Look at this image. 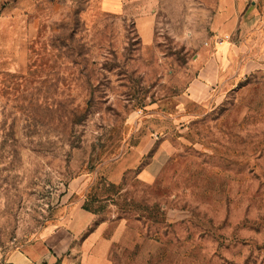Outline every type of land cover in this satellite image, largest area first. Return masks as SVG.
<instances>
[{
    "label": "rangeland",
    "instance_id": "1",
    "mask_svg": "<svg viewBox=\"0 0 264 264\" xmlns=\"http://www.w3.org/2000/svg\"><path fill=\"white\" fill-rule=\"evenodd\" d=\"M145 1L0 0V257L84 209L113 264H264V63L192 98L217 0H157L151 42Z\"/></svg>",
    "mask_w": 264,
    "mask_h": 264
},
{
    "label": "crops",
    "instance_id": "2",
    "mask_svg": "<svg viewBox=\"0 0 264 264\" xmlns=\"http://www.w3.org/2000/svg\"><path fill=\"white\" fill-rule=\"evenodd\" d=\"M127 1L103 0V7L108 12L124 13ZM145 2L143 9L131 14L138 16L135 22L142 40L151 42L157 0ZM213 7L216 10L210 29L232 39L218 47L217 55L205 58L199 79L189 89L194 99L210 94L221 75L219 63L235 62L240 57L249 63H264V0H217ZM94 220L93 213L79 209L69 216L65 228L44 231L27 247L0 257V264H113L110 256L114 238L102 230L88 231Z\"/></svg>",
    "mask_w": 264,
    "mask_h": 264
},
{
    "label": "built area",
    "instance_id": "3",
    "mask_svg": "<svg viewBox=\"0 0 264 264\" xmlns=\"http://www.w3.org/2000/svg\"><path fill=\"white\" fill-rule=\"evenodd\" d=\"M229 37H230V36H229L228 34H225L224 37L218 42L219 45L224 44L225 40H226V39H229ZM224 38H226V39H224Z\"/></svg>",
    "mask_w": 264,
    "mask_h": 264
}]
</instances>
